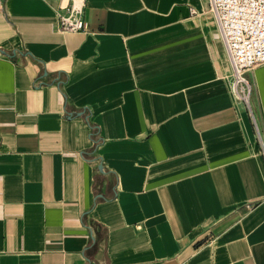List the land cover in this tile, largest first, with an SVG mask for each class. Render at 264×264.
<instances>
[{
	"label": "crops",
	"instance_id": "obj_1",
	"mask_svg": "<svg viewBox=\"0 0 264 264\" xmlns=\"http://www.w3.org/2000/svg\"><path fill=\"white\" fill-rule=\"evenodd\" d=\"M5 0L0 264H264L257 139L206 0Z\"/></svg>",
	"mask_w": 264,
	"mask_h": 264
},
{
	"label": "built area",
	"instance_id": "obj_2",
	"mask_svg": "<svg viewBox=\"0 0 264 264\" xmlns=\"http://www.w3.org/2000/svg\"><path fill=\"white\" fill-rule=\"evenodd\" d=\"M4 1L0 0V14ZM208 11L216 21L232 72L231 94L246 110L252 127L260 140L250 107L251 84L246 74L264 64V0H206ZM62 32L86 30L80 0L58 13ZM264 164V147L261 150Z\"/></svg>",
	"mask_w": 264,
	"mask_h": 264
}]
</instances>
